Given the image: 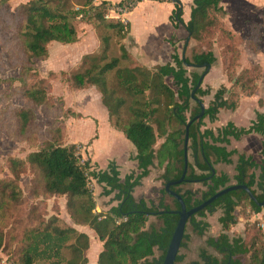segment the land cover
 Segmentation results:
<instances>
[{
  "label": "trees",
  "instance_id": "1",
  "mask_svg": "<svg viewBox=\"0 0 264 264\" xmlns=\"http://www.w3.org/2000/svg\"><path fill=\"white\" fill-rule=\"evenodd\" d=\"M94 1L88 0L80 10L66 9L55 4L53 0H31L20 7L23 24L18 34L25 54L22 71L24 85H27L30 74L36 70V61L49 55L48 46L51 43L69 45L78 42L77 21L86 20L92 10L96 11L95 19L105 21L109 9L128 7L130 2L125 0L118 4L103 2L95 5ZM172 1L176 4L172 16L174 24H184L191 38L196 41H200L203 34H208L207 29L219 25V12H224L221 0H194L191 20L185 24L181 0ZM106 26L116 29L120 38L127 34L121 21L107 23ZM171 42L175 47L173 62L158 66L154 70L132 68L129 64L122 67L121 62L126 61V54L108 61L107 47L99 56L85 55L82 69L73 76L71 82L79 89L96 87L102 94L110 120L114 121L116 117L113 127L124 132L137 149V155L133 159L139 164V173L132 172L123 180L115 161L110 162L106 170H99L90 161H83L78 154L77 144L62 146L48 143L27 158L35 173L34 183L39 194L47 197L66 196L67 210L73 221L76 224L89 225L96 231L104 243L99 264H163L180 218L177 214L155 213L181 209L179 201L169 195L166 185L179 180L183 175L187 127L201 113V105L193 98V93L199 99L211 93L210 88L204 89L201 86L197 91L195 89L202 75L207 72L208 65H214L217 57L213 51L195 53L192 58L181 57L176 43L173 39ZM201 68L202 73L198 71ZM114 71L119 87L132 98L129 106L131 116L127 122H123L120 117L126 98L120 97L109 83V74ZM169 77L177 90L167 83L166 79ZM239 82L243 92H255L256 79H241ZM237 92L231 100L225 97L228 93L227 87H222L215 94V99L206 109L204 117L192 122L190 126L189 170L186 181L171 187L183 197L188 209L202 204L231 185L233 180L236 184L248 185L260 202L264 200V160L260 164L252 156L227 148L231 138L240 140L243 136L256 133L263 138L264 156V112L257 111L256 118L247 127H237L229 122L217 133L204 128L206 118L215 121L221 110H236L239 107ZM24 96L34 106L48 101V93L39 86L26 87ZM193 101L195 106L192 105ZM201 101L203 102L202 99ZM261 104L264 106V100ZM16 115L23 131L28 130L35 122L36 116L31 108L19 109ZM160 139L162 143L156 148ZM236 154L239 158L234 177L215 169L220 163L233 164V156ZM12 163L13 172L19 176L17 170L25 162L15 159ZM156 164L164 169L160 176L164 188L156 200H137L134 196L135 189L142 185V181L151 174V168ZM258 169L259 175L256 173ZM94 182L103 186V196L114 194L113 201L118 202L106 214L95 212L98 204L92 186ZM189 183H200L206 188L201 192V197H198L199 191L183 189ZM167 196L172 199V203L167 201ZM244 203H248L256 214L264 211V206L253 201L246 190L240 189L222 196L190 218L188 224L199 236H204L210 227V223L206 221L207 215L215 214L218 210L223 212L219 218L222 232L207 239V245L222 255V258L203 249L200 254L202 264H244L242 257L245 256L250 257V264H264V233L261 230L255 235L260 240L253 237L252 228L245 230L244 236L229 235V231L238 223L237 209ZM150 216L162 220L163 225L160 228L152 226L147 229ZM58 220L53 217L44 224V228L29 232L23 264H88L89 236L74 227L60 226ZM188 239L185 233L181 249L187 246ZM156 249L161 251L160 256H156ZM66 251L70 257L65 254ZM184 259L185 256L179 253L176 264Z\"/></svg>",
  "mask_w": 264,
  "mask_h": 264
},
{
  "label": "rangeland",
  "instance_id": "2",
  "mask_svg": "<svg viewBox=\"0 0 264 264\" xmlns=\"http://www.w3.org/2000/svg\"><path fill=\"white\" fill-rule=\"evenodd\" d=\"M30 1L0 0V264H23L29 232L32 229L44 228V224L51 218H58V224L62 227H73L74 221L67 210L66 196L47 197L39 194L34 183L35 173L27 161L31 153L41 150L48 143L62 146L77 144L78 154L83 161H90L98 168L91 146L99 135L95 143L98 162L104 165L107 158L119 157L124 166L123 172L127 170L122 159L126 151L122 141H128V139L123 136L124 140H122L121 137L116 136L117 134H113L117 133L116 131L110 130L108 126L110 124L105 116L107 114L104 115L102 109L104 105L102 101H97L96 88L89 87L88 90H82L71 84L73 76L83 67L85 57L83 45H88L85 51L95 56L101 55L107 47L108 61L122 57V41L117 30L106 26L107 23H116L120 19L105 18V21H100L95 19L96 11L92 10L86 20H79L76 23L78 42L72 45L51 43L48 46L49 55L36 61V70L30 74L27 85H24L22 71L25 54L20 45L18 33L23 24L20 7ZM53 1L66 9L80 10L84 8L88 0ZM224 6L226 11L219 12V25L207 29L208 34H203L200 41H194L187 57L192 58L195 53L204 50L215 53L217 61L212 65L202 84L204 89L210 88L211 93L202 96L201 99L208 108L214 101L215 94L222 87H227L228 93L225 97L231 100L234 99L233 94L238 91L236 93L240 101L238 108L245 99L249 100L244 102L243 106L245 115L243 114L242 123H246L249 121L251 111L264 112V106L261 104L264 100V0H224ZM127 65V61L121 62L122 67ZM198 71L202 73L203 69ZM241 79H248V81L256 79L255 92L252 94L243 92L244 89L239 82ZM166 81L174 90H177L171 78H167ZM109 83L117 90L120 97L126 98L120 117L123 122H127L131 116L129 106L132 98L119 87L115 71L109 74ZM33 85L46 90L47 103L34 106L25 98V88ZM192 105H196L195 101ZM24 108L33 109L36 116L34 124L25 131L21 130L16 115L17 110ZM91 114L99 119L98 126L96 122L90 120ZM230 115L229 113L227 117ZM110 122L111 124L116 122V117ZM211 122L209 118L205 119L206 125ZM215 129L217 133L219 130L217 124ZM244 142H236L234 145L230 143L227 148L233 150L236 147L239 154L252 156L261 164L264 160L263 138L258 135L251 137L246 142V147ZM161 143L162 139L158 141L156 148ZM238 158L239 155L236 154L233 156V164H217L215 169L227 172L234 177ZM15 159L25 162V165H21L17 170L19 176H16L12 170V161ZM190 160H192L191 156ZM163 171L164 169L158 164L152 167V175L147 179V183L138 189L137 200L149 201L159 197L160 191L164 188V183L160 179ZM256 173L259 175L260 170L258 169ZM230 184H236V181L233 180ZM92 186L99 204L102 197L97 192L99 190L96 191L97 184L94 182ZM183 189L199 191L198 197H201V192L206 188L200 183H189L184 185ZM166 199L172 203L169 196ZM95 212L98 213L97 208ZM222 214V210H218L215 214L207 215L206 221L210 223V227L204 236H199L190 224L187 225L186 233L189 239L187 246L180 250L185 259L177 264L194 262L202 264L200 254L203 249L222 258V255L207 245L208 237L217 236L223 230L219 222ZM237 217V225L229 231L231 237L244 236L245 230L250 228L253 230V237H257L255 235L259 233V230L264 233V211L256 214L248 203H244L237 209ZM162 225V220L150 216L147 229L152 226L160 228ZM257 239L260 240L258 237ZM65 254L70 257L69 252L66 251ZM160 255L161 251L156 249V256ZM242 260L244 264H250L251 261L249 256L242 257Z\"/></svg>",
  "mask_w": 264,
  "mask_h": 264
},
{
  "label": "crops",
  "instance_id": "3",
  "mask_svg": "<svg viewBox=\"0 0 264 264\" xmlns=\"http://www.w3.org/2000/svg\"><path fill=\"white\" fill-rule=\"evenodd\" d=\"M123 1L125 0H95L94 3L95 5H100L103 2L118 4ZM181 4L183 7V20L184 23L187 24L191 20L194 0H181ZM221 6L223 7L224 11H226L224 6V0H221ZM175 9H176V4L172 0H166L160 2L142 1L141 3L136 5L132 10L122 15V17L120 15L121 18L125 19L128 22L127 34L125 37L121 38L122 41L121 55L122 54L127 55L126 61L128 62L130 67L132 68L142 67L149 70H154L158 66L173 62L172 56L174 54L175 47L171 42L172 39L176 43L178 53L181 57H187V55H189V50L192 47L193 42L196 40L191 38L190 33L186 29L184 24H179L178 26L174 24L172 16L174 14ZM116 19L119 20V17L117 15L111 18V20H116ZM87 48L88 45L82 46L83 52H85L83 56L90 54L89 51L87 52L85 51L87 50ZM203 52H208V50L207 51L204 50L200 53ZM68 63L69 62H67V64ZM189 69L192 70L191 67H189ZM92 88H96V87H92ZM82 90H88V89L85 88ZM97 101L99 102L102 101L103 104L102 94L98 90H97ZM248 101L245 99V101H243V103L241 104V107L237 108L236 110H226V109L221 110L217 117V120L212 121L211 124L206 125L205 129H212L216 131L215 124H217L218 128L221 129L225 127L229 122H233L237 127L249 126L251 122L256 118L257 111L256 112L254 110L251 111L248 118L249 121L246 123H242L243 114L245 115V111L243 109L244 102H248ZM102 109L104 115L107 114L105 116L108 120V124H110L108 125L110 126V130L112 132L115 131L117 132L113 134H117L116 136L121 137V139L124 138L126 136L124 132L117 130L115 127L112 126L110 122L109 111L105 107V105L103 106ZM229 113L231 115L227 117ZM90 120L92 122H96L97 126L99 125V119L96 118L95 116L92 115V118ZM118 132H120L122 135L119 134ZM257 135L258 137L261 136L255 133V134L243 136L240 140L231 138V144L234 145V143L236 142L245 141L244 146L246 147L247 145L246 142L249 141L251 137H256ZM98 139H99V135L98 138L94 140V143L91 146V150H93L94 160L99 166L98 167L99 170H106L110 162L115 161L119 166V170L121 173L120 176L123 180L127 175L131 174L132 172H137V173L140 172L138 162L133 159V157L137 155V149L135 145L128 138H127L128 141L127 140L122 141L124 147L126 148V151L123 153L124 156L123 157L121 156L124 164H126L127 170L125 172H123L124 166L121 164L119 157L116 158L114 156H111L107 158V161L104 165H101L98 162V159L96 157V150H95V143L98 141ZM233 150H237V148L234 147ZM220 164L224 165L223 163ZM151 175L152 173L142 181V185L147 183V179L150 178ZM139 187L135 189L134 192L135 198ZM102 190H103V186L97 184L96 191L99 192V196L102 197L100 203L97 205V212L99 214L100 213L106 214L113 207L117 206L118 202L113 201L114 194L111 196H103L101 194V192H103ZM72 226L76 228L79 232L87 234L90 238V247L89 250L87 251L88 264H99L98 261L100 254L104 250V243L99 239L96 231L93 228H91L89 225H85V224H76L74 222Z\"/></svg>",
  "mask_w": 264,
  "mask_h": 264
},
{
  "label": "water",
  "instance_id": "4",
  "mask_svg": "<svg viewBox=\"0 0 264 264\" xmlns=\"http://www.w3.org/2000/svg\"><path fill=\"white\" fill-rule=\"evenodd\" d=\"M207 68H208L207 72L204 73L202 75V77L200 78V81H199L195 91H197V89L202 86L207 73L212 68V65H208ZM193 98H195L196 101H198L200 103L201 113L198 116H196L192 122L203 118L205 113H206V109H207L205 106V103L202 102L201 99L195 97V92L193 93ZM192 122L189 123L188 127H187L186 142H185V167H184L183 175L179 180L169 182L166 185V190L168 191L169 195L176 198L179 201V203L181 205V209L159 211L158 213H155V214L170 213V214H177L180 216L177 227H176L175 232L173 234V237H172V240L170 242V245H169V248H168V251H167V254L165 256L163 264H176L177 257L180 253L182 243H183V240L185 237L187 225H188L190 218L193 217L195 214L199 213L200 211L206 209L210 205H212L216 200H218L222 196H224L230 192L236 191V190L244 189L248 192V194L250 195V197L253 201H255L256 203H258L261 206H264V200L262 202H260L257 199L256 195L253 193L252 189L248 185H246V184H232V185H229L228 187L218 191L215 195H213L212 197H210L209 199L204 201L202 204H200V205H198L192 209L187 208V205H186L183 197L179 193H177L176 191H173L171 189V187L173 185L182 184L184 181H186V176H187L188 170H189V150H188L189 129H190ZM214 172H215V169H214Z\"/></svg>",
  "mask_w": 264,
  "mask_h": 264
},
{
  "label": "built area",
  "instance_id": "5",
  "mask_svg": "<svg viewBox=\"0 0 264 264\" xmlns=\"http://www.w3.org/2000/svg\"><path fill=\"white\" fill-rule=\"evenodd\" d=\"M142 1H152V2H160V1H166V0H130L128 7L122 8V7H117V8H113V9H109L106 12V18L107 19H111L113 18L115 15H117L120 19V21L124 24L125 28L127 29L128 27V22L121 18L122 15H124L125 13L129 12V8H134L136 5H138L139 3H141ZM121 15V17H120Z\"/></svg>",
  "mask_w": 264,
  "mask_h": 264
}]
</instances>
